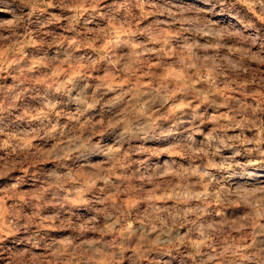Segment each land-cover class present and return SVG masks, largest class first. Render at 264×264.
Returning a JSON list of instances; mask_svg holds the SVG:
<instances>
[{
    "label": "rangeland",
    "instance_id": "1",
    "mask_svg": "<svg viewBox=\"0 0 264 264\" xmlns=\"http://www.w3.org/2000/svg\"><path fill=\"white\" fill-rule=\"evenodd\" d=\"M0 264H264V0H0Z\"/></svg>",
    "mask_w": 264,
    "mask_h": 264
},
{
    "label": "clouds",
    "instance_id": "2",
    "mask_svg": "<svg viewBox=\"0 0 264 264\" xmlns=\"http://www.w3.org/2000/svg\"><path fill=\"white\" fill-rule=\"evenodd\" d=\"M117 123L121 124L123 127V132L120 133L122 138H127L129 134H135L142 129L132 127L127 120L117 121ZM109 127H115L114 125H109ZM55 131V129H52ZM117 132H120L119 129H116ZM91 137L84 136L83 131L79 134H75L72 136L71 142L75 143L76 150L81 152H88V151H98V148H95L93 144L90 142Z\"/></svg>",
    "mask_w": 264,
    "mask_h": 264
},
{
    "label": "bare ground",
    "instance_id": "3",
    "mask_svg": "<svg viewBox=\"0 0 264 264\" xmlns=\"http://www.w3.org/2000/svg\"><path fill=\"white\" fill-rule=\"evenodd\" d=\"M115 39H120V35H118V34H116L115 35ZM115 43H116V41H115ZM119 43V42H118ZM117 45V44H116ZM122 48V47H121ZM71 85H69V86H71V88H77V89H79L80 91H83L84 89H85V87H84V85L80 82V80H79V78L78 77H76V76H74V77H72L71 78V83H70ZM147 89V88H146ZM149 92L150 91H152V88H148L147 89ZM146 90V91H147ZM158 93V92H157ZM148 94V93H147ZM176 113H178L179 115H183V111L182 110H180L179 109V111L177 112L176 111ZM177 114V115H178ZM178 115V116H179ZM202 180L203 179H201V178H198L197 180H195L196 181V183L199 185V186H201V183H202ZM201 189V188H200Z\"/></svg>",
    "mask_w": 264,
    "mask_h": 264
}]
</instances>
